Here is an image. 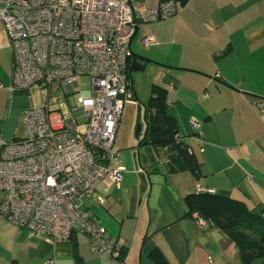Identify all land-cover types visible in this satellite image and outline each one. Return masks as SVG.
<instances>
[{"label":"crops","instance_id":"0c3cea01","mask_svg":"<svg viewBox=\"0 0 264 264\" xmlns=\"http://www.w3.org/2000/svg\"><path fill=\"white\" fill-rule=\"evenodd\" d=\"M133 1L135 7H155L159 0ZM162 20H167V29L161 37L151 35L155 43L145 48L138 42L150 59L173 67L154 64L148 98L152 84L166 89L167 111L181 136L195 134L192 119L200 123L203 142L190 141L197 175L173 169L175 151L168 146L150 153L148 147H140L149 159L141 154L149 182L145 191H140V169L133 161V166L123 164L119 187L104 181L93 190L94 195L105 197L103 205L84 204L124 249L122 258L100 257L81 231L63 242H53L28 235L25 228L0 216V264H45L49 260L51 264H155L149 256L153 249L166 264H207V257L212 264H243L234 242L220 227L206 220L199 225L196 214L185 215L184 198L199 184L264 215V0H188L175 15ZM153 22L157 21L141 24ZM11 63L0 21L3 142L23 136L22 118L28 109L46 105L48 111L57 113L50 107L73 93L58 82L48 91L32 85L24 92H10ZM137 103H129L133 122ZM68 112L77 122L84 119L77 106ZM120 126L121 119L116 142L121 150L132 144L126 137V125ZM144 127L143 122L142 132Z\"/></svg>","mask_w":264,"mask_h":264},{"label":"built area","instance_id":"2783aa9c","mask_svg":"<svg viewBox=\"0 0 264 264\" xmlns=\"http://www.w3.org/2000/svg\"><path fill=\"white\" fill-rule=\"evenodd\" d=\"M183 1L135 7L133 0H0L12 58L10 92L32 85L48 91L58 82L75 93L81 77L90 82L76 97L81 122L70 112L34 107L22 118L23 136L0 141V216L53 242L81 231L100 257L119 259L121 246L84 204L103 205L105 197L93 190L104 181L119 187L124 171L116 142L124 105L136 104L127 73L130 37L141 23L175 15ZM139 43L146 48L155 40L144 35ZM191 126L195 134L176 136L188 151L190 141L203 142L200 123L192 119ZM195 191L215 192L199 184Z\"/></svg>","mask_w":264,"mask_h":264},{"label":"trees","instance_id":"16d2710c","mask_svg":"<svg viewBox=\"0 0 264 264\" xmlns=\"http://www.w3.org/2000/svg\"><path fill=\"white\" fill-rule=\"evenodd\" d=\"M24 91L25 89L20 92ZM144 104L147 127L139 145L152 150L168 146L175 151V154L171 155L173 169L189 170L197 175L198 163L190 143L191 151H188V146L176 137L179 133L175 119L167 111L166 89L152 84L148 101ZM184 201L185 215L196 214L204 221L220 227L231 238L243 264H259L264 261V215L249 209L244 202L223 192L198 193L194 188L193 193L186 195ZM75 233L76 231H73L70 238ZM123 256L124 249L121 247L119 258ZM149 256L155 264H166L162 254L156 249L151 250Z\"/></svg>","mask_w":264,"mask_h":264},{"label":"rangeland","instance_id":"374dc122","mask_svg":"<svg viewBox=\"0 0 264 264\" xmlns=\"http://www.w3.org/2000/svg\"><path fill=\"white\" fill-rule=\"evenodd\" d=\"M157 22H153V23H149V24H140L138 26V30L137 33L135 35V37L133 38L131 45H130V49L131 52L133 54H138L141 56H144L146 58H149L148 56H146V51L138 44L139 39L142 35L144 34H150L156 37H161L162 33H163V29H167V20H156ZM152 61H154V63H149L148 66H146L142 71H132L131 72V78L133 79L134 82V86L136 89L135 90V94H136V98L138 103H142L144 104L148 98V94H149V87L150 84L152 83V78H153V73L155 71L154 68V64L160 63L159 61H156L154 59H151ZM162 64V63H160ZM133 86V84H132ZM77 92L75 93H69L66 96V101L65 102H61L58 103L54 106L50 107V110H54L59 114H64L66 112L69 111V109H73L77 106V101H76V97L79 93L83 92V91H89L90 90V82H89V78L86 76H83L80 78L79 80V86L76 88ZM131 108V109H130ZM137 120V119H136ZM136 120L133 122V106L129 103H126L124 105V109H123V113L121 116V126L120 129L123 126L126 125L125 127V132H126V137L128 139L129 142H131V144L133 145V142L136 143L137 138L134 135V131H135V125H136ZM52 124L56 125L57 124V118L53 117L52 118ZM141 125H143V122L141 121ZM124 132V131H123ZM142 136V131L139 137ZM132 145H128L127 147L122 148L120 151L121 154V158H122V163L125 166H133V163L136 161L135 158L133 157V154L136 152V148L133 150V146ZM148 151L150 153V151L152 152L153 150L151 148H148ZM147 151V153H148ZM141 154H143L144 158L146 157L147 161H149V159L146 156V152L144 151V149L142 150V152L140 151V159L142 162V156ZM125 157H126V162H125ZM134 161V162H133ZM138 176V173H137ZM87 204V203H85ZM102 208V207H101Z\"/></svg>","mask_w":264,"mask_h":264},{"label":"water","instance_id":"95a60500","mask_svg":"<svg viewBox=\"0 0 264 264\" xmlns=\"http://www.w3.org/2000/svg\"><path fill=\"white\" fill-rule=\"evenodd\" d=\"M137 30H138V26L135 27V30H134L132 36L130 37L129 45H128L129 52H130V65H129V68H128V76H129L130 82H131V91L133 93V97L136 100H137L136 94H135V91H134L133 86H132L133 79L131 78V72L132 71H142L147 63H151V62L154 63V61H152L149 58H146V57L138 55V54H133L131 52L130 45H131V42H132L133 38L135 37V35L137 33ZM157 64L162 65L164 67L173 68V67H170V66H167V65H164V64H160V63H157ZM222 84H225V83L222 82ZM145 110H146L145 104L137 103V120H136L134 135L138 139V141H137V146H136L137 147L136 148V152L133 154V157L136 160L135 161V167L140 169L138 171V177L140 179V191L141 192H144L145 189H146V186H149V182L147 180L148 177H147V174H146L147 170L144 167V161L141 162L140 151H139V148L143 147V146L139 145V141H140V139H142L145 136L146 127H147V125L145 123ZM141 121L144 122L145 127L143 129L142 136L140 138L139 136H140V133L142 131ZM145 159H146V157H145Z\"/></svg>","mask_w":264,"mask_h":264},{"label":"flooded vegetation","instance_id":"af4514ba","mask_svg":"<svg viewBox=\"0 0 264 264\" xmlns=\"http://www.w3.org/2000/svg\"><path fill=\"white\" fill-rule=\"evenodd\" d=\"M130 65V58H129V63H128V66Z\"/></svg>","mask_w":264,"mask_h":264}]
</instances>
